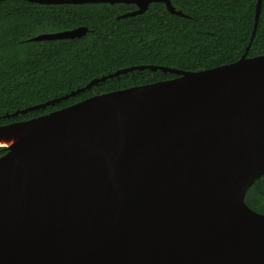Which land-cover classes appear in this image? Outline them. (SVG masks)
Segmentation results:
<instances>
[{
	"label": "water",
	"instance_id": "obj_1",
	"mask_svg": "<svg viewBox=\"0 0 264 264\" xmlns=\"http://www.w3.org/2000/svg\"><path fill=\"white\" fill-rule=\"evenodd\" d=\"M4 1V0H0ZM41 5L170 0H23ZM95 95L0 126V264H264V214L245 195L264 174V54ZM78 27L32 37L75 39ZM239 196V201L235 197Z\"/></svg>",
	"mask_w": 264,
	"mask_h": 264
},
{
	"label": "trees",
	"instance_id": "obj_2",
	"mask_svg": "<svg viewBox=\"0 0 264 264\" xmlns=\"http://www.w3.org/2000/svg\"><path fill=\"white\" fill-rule=\"evenodd\" d=\"M170 1L184 16L170 14L162 3H151L143 14L117 19L136 7L1 1L0 126L45 115L95 95L176 77L160 70H133L44 108L13 116L120 69L152 65L199 71L235 62L244 54L257 0ZM78 27L88 30L80 38L30 40L39 34ZM263 54L264 0L246 56ZM5 153L0 147V156ZM244 201L264 214V174L248 189Z\"/></svg>",
	"mask_w": 264,
	"mask_h": 264
},
{
	"label": "bare ground",
	"instance_id": "obj_3",
	"mask_svg": "<svg viewBox=\"0 0 264 264\" xmlns=\"http://www.w3.org/2000/svg\"><path fill=\"white\" fill-rule=\"evenodd\" d=\"M18 136H16L15 134H12L11 137H7V138H0V147H9V146H13L17 141H18ZM235 201H239V196H236Z\"/></svg>",
	"mask_w": 264,
	"mask_h": 264
},
{
	"label": "flooded vegetation",
	"instance_id": "obj_4",
	"mask_svg": "<svg viewBox=\"0 0 264 264\" xmlns=\"http://www.w3.org/2000/svg\"><path fill=\"white\" fill-rule=\"evenodd\" d=\"M136 7V6H135Z\"/></svg>",
	"mask_w": 264,
	"mask_h": 264
}]
</instances>
